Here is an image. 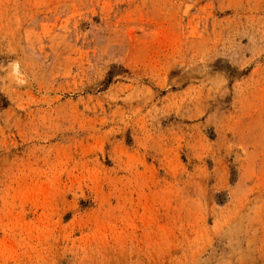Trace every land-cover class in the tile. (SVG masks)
I'll return each instance as SVG.
<instances>
[{
	"label": "rangeland",
	"instance_id": "obj_1",
	"mask_svg": "<svg viewBox=\"0 0 264 264\" xmlns=\"http://www.w3.org/2000/svg\"><path fill=\"white\" fill-rule=\"evenodd\" d=\"M0 264H264V0H0Z\"/></svg>",
	"mask_w": 264,
	"mask_h": 264
}]
</instances>
